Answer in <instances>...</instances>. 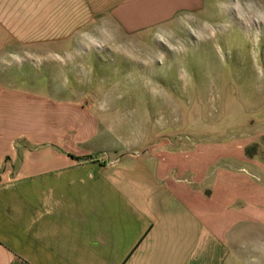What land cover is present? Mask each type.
I'll return each mask as SVG.
<instances>
[{
    "label": "rangeland",
    "instance_id": "1",
    "mask_svg": "<svg viewBox=\"0 0 264 264\" xmlns=\"http://www.w3.org/2000/svg\"><path fill=\"white\" fill-rule=\"evenodd\" d=\"M141 1L0 0V65L23 73L11 87L29 119L68 122L78 105V134L96 125L127 152L184 146L187 176L231 184L264 229V0H201L132 25Z\"/></svg>",
    "mask_w": 264,
    "mask_h": 264
},
{
    "label": "crops",
    "instance_id": "2",
    "mask_svg": "<svg viewBox=\"0 0 264 264\" xmlns=\"http://www.w3.org/2000/svg\"><path fill=\"white\" fill-rule=\"evenodd\" d=\"M200 2L142 0L129 23ZM22 74L0 65V264H264L251 199L219 177L199 182L203 170L187 176L184 146L161 140L127 152L96 125L78 134L77 114L87 123L78 105L68 122L29 119L10 84Z\"/></svg>",
    "mask_w": 264,
    "mask_h": 264
}]
</instances>
